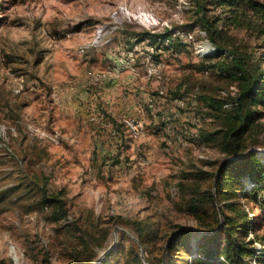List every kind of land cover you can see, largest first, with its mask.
Here are the masks:
<instances>
[{
  "label": "rangeland",
  "instance_id": "374dc122",
  "mask_svg": "<svg viewBox=\"0 0 264 264\" xmlns=\"http://www.w3.org/2000/svg\"><path fill=\"white\" fill-rule=\"evenodd\" d=\"M194 6L195 0H0V264H102L111 249L112 264L131 263L128 255L135 253L164 264L161 254L186 229L193 232L181 261L191 264L198 240L202 254L214 246L208 235L224 220L219 209L233 213L225 196L219 205L211 202L216 171L236 156L204 137L195 141L199 128L217 124L193 95L196 87L201 92L218 84L215 93L224 96L237 88L205 74L195 50L186 47L182 34L202 40L206 32ZM229 30L251 46L261 44L245 29ZM165 31L168 43L127 41L134 32ZM117 70L134 80L131 91L120 90L144 100L136 115L142 137L122 125L128 114L118 118L119 131L114 122L92 120L99 112L85 99ZM99 73L106 79L92 85ZM181 83L186 103L171 115L168 133L163 106ZM161 87L167 97L153 110L150 98ZM253 149L264 155V131ZM43 194L57 201L46 203ZM192 198L208 201L193 212ZM231 200L250 202L251 216H260L259 240L253 231L248 240L257 253L264 251V186ZM138 225L147 253L134 231ZM243 264L258 263L251 256Z\"/></svg>",
  "mask_w": 264,
  "mask_h": 264
},
{
  "label": "trees",
  "instance_id": "16d2710c",
  "mask_svg": "<svg viewBox=\"0 0 264 264\" xmlns=\"http://www.w3.org/2000/svg\"><path fill=\"white\" fill-rule=\"evenodd\" d=\"M194 11L197 15L196 21L204 28L208 39L216 49L215 54L205 58L197 57L203 64L205 74L227 81L228 87L235 86L237 92L232 94L227 90L225 96L217 94L215 90L219 86L216 84L208 91L200 92V88L196 87L193 95L195 100L200 96L198 99L203 101L207 111L212 115L214 124H217L213 130L203 128L200 131L199 128L195 141L202 143L204 137L206 143L215 144L222 152L236 158L224 161L217 169L214 191L211 192V202L219 205L222 201L221 196H225L226 201H229L226 206L233 213L226 216L225 212L219 209L224 220L213 226L215 232L208 235L213 237L214 246L202 254L201 242L198 240L199 252L191 264H215L221 260L223 262L220 263L243 264L246 263V258L251 256L255 257L258 264H264V251L257 253L253 248L254 239L248 240L252 231L257 237L255 239L259 240L258 226L262 224L260 216L257 221L251 216L250 211L253 207L249 206L250 202L241 204L231 200L237 199L240 193L246 195L249 191L264 186V155L259 156L257 150L253 149L260 144V133L264 131V125L261 123V119L264 118V52L257 49L264 48V1L195 0ZM211 11H215L213 15L209 14ZM216 11H220L221 15L215 16ZM253 16L258 20L254 21ZM231 28L245 29L251 38L261 42L260 46H251L239 40L237 36L230 34ZM167 34L166 31L164 34L146 32L141 35L134 32L127 41L133 39L135 43H140L148 39L153 45L159 41L168 43L169 38L164 40L161 38V36L166 38ZM184 43L187 48L194 49L192 42L184 39ZM182 87L181 83L175 90L178 94L167 99L168 103L162 116L165 128L167 124L172 125L171 115L175 116L179 110L168 116L165 113L167 106L176 100L185 101L184 96L179 95L183 91ZM158 95L159 90L153 94L156 104L159 102ZM164 97H167V92ZM122 125L126 127L124 122ZM117 127L119 131L120 126ZM245 178L249 179V184L246 183ZM43 199L51 204L57 201L46 194H43ZM196 199L192 198L189 203V208L193 212L199 209L198 203L208 201ZM250 223H253L252 228L248 226ZM136 229L134 231L145 249L144 229L139 225ZM192 232V229L182 230L168 245L165 255L164 251L161 254V262L189 264L188 260L181 261L180 258L188 253L187 245ZM197 249L193 248V252ZM145 251L147 253V249ZM110 254H114L113 249L109 251L102 264H112L108 259ZM128 258L132 259L128 264H145V261L151 264L146 254L145 260L136 253L135 256L129 254Z\"/></svg>",
  "mask_w": 264,
  "mask_h": 264
},
{
  "label": "crops",
  "instance_id": "0c3cea01",
  "mask_svg": "<svg viewBox=\"0 0 264 264\" xmlns=\"http://www.w3.org/2000/svg\"><path fill=\"white\" fill-rule=\"evenodd\" d=\"M117 70L114 73V79L110 78V81H106L105 85L103 84L102 90H100L94 96L88 94L85 100L92 104V109L95 108V111L98 110V114H102V119L108 123H113L118 125V118L124 116L126 114L130 116H135L138 113H142L145 107L140 104L141 100L139 97H136L133 93H129L128 91H121V90H130L134 87V80L132 78V74H128L124 71ZM114 83L116 85H114ZM121 85L123 86L122 88ZM121 89V90H120ZM143 99H147L149 95L146 92H142ZM141 100V101H140ZM159 103V102H158ZM159 106H163V103H160ZM166 104L163 106L165 108ZM97 107V108H96ZM138 116V115H137ZM92 120L93 116H92ZM99 123V122H97ZM102 127V121L99 123ZM116 127V126H115ZM118 129V127H116Z\"/></svg>",
  "mask_w": 264,
  "mask_h": 264
},
{
  "label": "built area",
  "instance_id": "2783aa9c",
  "mask_svg": "<svg viewBox=\"0 0 264 264\" xmlns=\"http://www.w3.org/2000/svg\"><path fill=\"white\" fill-rule=\"evenodd\" d=\"M202 34H203V35H201V37H203L202 40H198L192 32H187V33L182 34V37L185 39V41L193 43L195 53L197 54V56L199 58H205L207 56H210V55L216 53V49L213 46V44L211 43V41L208 39L206 32H202ZM106 77L107 76L105 74H100V73L97 75H94L91 78V84L96 85V84L100 83L101 81H103L104 79H106ZM165 94H166V88L161 87L159 89V95L157 98L158 99L164 98ZM155 105H156V98L155 97H154V99L150 98L149 108L155 110ZM184 105H185V101L176 100L175 102H173L172 104H169L167 106L165 113L169 116L173 112H176V110L183 107ZM98 118H102V114H96L93 116L94 120L98 119ZM123 120H124L125 126L127 127L129 132L133 136H135V137L144 136L145 127H144L142 120L138 119V117H135V116H129ZM171 127H172L171 124H167L166 131L168 133H169V128H171Z\"/></svg>",
  "mask_w": 264,
  "mask_h": 264
}]
</instances>
